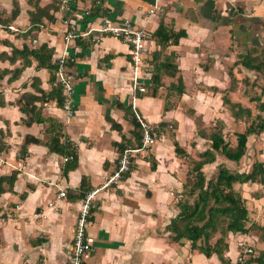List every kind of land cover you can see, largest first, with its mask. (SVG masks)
Wrapping results in <instances>:
<instances>
[{
    "label": "crops",
    "instance_id": "1",
    "mask_svg": "<svg viewBox=\"0 0 264 264\" xmlns=\"http://www.w3.org/2000/svg\"><path fill=\"white\" fill-rule=\"evenodd\" d=\"M236 1L103 0L96 5L85 0L62 9L56 0H0V13L9 16L15 2L20 10L8 27L0 23V71L8 72L0 80V94L3 95L0 101L4 102L0 106V146H3L0 152L6 162L5 167L1 166L3 169L0 167V176L19 171L13 192L0 196V264L68 263L81 207V200L72 197L77 195L83 178L87 179L91 190L101 188L118 164L119 152L114 144L120 143L123 136L134 142L133 124L124 110L117 107L118 102L132 106L134 113L148 123H175L176 138L193 159H198V154L209 148V141L198 135L195 119L186 113L187 110H193L201 118L204 128L221 120L225 134L245 129V123L235 121L222 100L223 92L230 87L226 68L231 56L236 58L230 42L238 38L240 43H249L244 41L245 32H241L240 37L230 34V12ZM89 6L96 10L90 21L95 27L105 18L114 25L130 20L153 34L163 18L174 30H185L187 38L167 50L178 55L185 94L170 96L169 109L164 111L166 94L141 96L134 91L127 44L113 36H104L97 45L86 39L77 41L69 49L74 60L72 69L77 76L72 116L68 117L54 100L34 103L42 109V117L62 124L65 138L77 148L78 167L65 178L62 172L64 157L50 152L47 146L49 135L45 130L48 124H25L26 115L21 110L27 102V94L39 95V89L50 91V74L47 69L38 68L37 61L30 58L32 65L14 78V72L22 67V60L10 63L5 55L11 56L13 47L31 49L47 44L56 62L64 51V22L71 20L84 29L80 17ZM152 10L154 15H150ZM216 14L220 15V21ZM32 20L37 22V28L29 32L34 26ZM246 27H250L247 33L253 31L251 26ZM149 49L152 56L157 49L153 40L149 42ZM204 58L207 61L203 64ZM193 75L197 82L190 81ZM173 82L174 77L164 76V89ZM239 84L242 85L238 82L237 86ZM210 87L219 91L212 92ZM238 102L245 104L239 99ZM258 114L264 118V111ZM112 121L122 130H114ZM27 136L40 140V144H30L26 158L18 161ZM232 143H236L235 136ZM149 155L157 162L155 171L144 159L146 156L138 155L135 169L126 181L98 192V208L88 227L94 245L84 264H222L216 255L207 258L197 251L189 255L182 252L180 245L171 243L169 234L160 229L178 213L179 194L191 167L186 158L176 155L168 133L157 138ZM256 160L264 163V132L249 138L246 155L240 162L217 155V163L206 165L204 172L207 167L215 166L216 170L217 166L224 165L233 172L248 173ZM234 188L244 190L241 195L251 206L250 222L264 226V185L249 182L236 184ZM61 191L67 194L64 198L59 197ZM24 192L28 195L21 200ZM242 240H252L250 244L263 243L253 235L230 234L226 257L231 262L236 260L237 243Z\"/></svg>",
    "mask_w": 264,
    "mask_h": 264
},
{
    "label": "trees",
    "instance_id": "2",
    "mask_svg": "<svg viewBox=\"0 0 264 264\" xmlns=\"http://www.w3.org/2000/svg\"><path fill=\"white\" fill-rule=\"evenodd\" d=\"M61 7V4L56 0ZM92 3L95 0H89ZM103 2V0H99ZM239 13H243L244 9L239 7ZM19 6L15 2L14 8L9 16L0 13V23L8 27L9 24L19 14ZM96 13V10H92ZM217 21L221 20L220 15L216 14ZM33 22L29 30L32 31L37 28ZM264 26V19H263ZM250 27L244 24L240 27V32H247ZM187 38L185 30H174L169 27L166 22L161 19L158 28L152 34V40L157 46V49L152 53L151 66H152V81L146 85L147 92L145 94L138 92L141 96L151 95L152 97L158 96L163 87L166 94V104L164 111L169 109L167 100L170 96L182 97L185 94V84L182 75H180L179 65L177 63L178 55L175 52H167L170 46H178L180 41ZM237 40V39H236ZM2 41H0L1 43ZM244 51L239 52L238 60L235 61L233 66L235 68L242 67L248 73L255 75H262L264 78V45L253 46L248 43H240ZM10 63L15 62L17 59L22 60L21 69L14 72L13 77L16 78L18 74L25 68L32 65L30 58H33L38 63V68H45L48 70L50 77L49 82L51 89L44 92L39 89V95L27 94V102L21 107L22 113L26 115L24 123L32 125L33 123L44 124L47 123L48 127L45 132L49 135L47 146L49 151L58 155L68 158L64 162L62 168L63 176L68 177L71 171L78 167V151L76 146L68 139L65 138L62 124L50 117H42V109L36 106L37 102H48L50 100L56 101L58 107L63 108V93L62 87L58 83L57 70L58 64L53 62V51L47 46L42 44L36 48H29L24 46L22 49L12 48L11 56L5 55ZM74 62L68 60V67L72 68ZM206 69V67H204ZM7 71H0V80H2ZM171 76L175 78V82L164 89L163 77ZM231 78L230 87L223 93V103L227 105L236 121H244L245 129L242 132L234 133L236 143L227 139V134L224 133L225 125L221 120H217L210 132L207 133L202 130L203 122L201 118L195 119L196 125L199 130V135L209 141V148L204 152L198 154V159H191V156L180 146L176 138V124L160 122L157 124L156 138L160 137L162 133H168L174 144V150L178 157L191 159L192 166L187 175V181L183 185L180 192V198L177 202L178 213L169 223L163 228L165 233H168V239L171 243L179 244L182 252L191 254L197 251L207 258L216 255L222 264H231V261L226 257L229 251V235H253L258 237L264 243V226L256 223H251L249 218V211L246 207V202L238 191L234 188L236 184L245 183H259L264 185V163L256 160L248 173H237L229 170L224 165L217 166L216 173L210 179L206 177L204 167L206 165L214 164L217 160V155H221L232 162H240L246 155L247 143L250 137L259 136L264 132V118L261 114H253L249 107H244L240 102L233 101L227 94L232 92L237 85V79L234 76L233 70H229ZM13 79V78H12ZM11 80V79H10ZM39 81L38 79H35ZM34 80V81H35ZM213 92H218V88L210 87ZM264 85L262 86V95L264 94ZM261 95V96H262ZM3 95L0 94V100ZM250 102L257 103L256 108L258 112L264 111V101L260 97L250 98ZM4 102L0 101V106ZM117 107L124 110L126 117L130 118L133 124L132 135L134 142L127 140L124 136L120 143H115V147L119 152V157L128 148H137L141 146L142 129L141 125L136 118V114L132 106H124L118 102ZM190 115L194 116L195 112L190 111ZM112 128L121 131L122 127L112 121ZM30 144H40V140L27 136L24 144L20 148V154L17 160H23L28 154V146ZM3 149V146H0ZM72 158V159H71ZM149 155L146 159L151 164V170L155 171L157 164L155 159ZM119 159V158H118ZM135 162L131 165L130 171L123 175L122 181H126L133 170L135 169ZM19 171L13 170L9 175L0 176V196L7 192H13L15 182L17 180ZM191 178V179H190ZM32 190V189H31ZM91 191V186L87 184V179L83 178L78 188L77 195L72 198L75 200H82L88 192ZM28 192L20 195L21 200H25ZM67 195V194H66ZM97 211L92 209L93 214ZM256 260L260 264H264V249L259 251Z\"/></svg>",
    "mask_w": 264,
    "mask_h": 264
},
{
    "label": "built area",
    "instance_id": "3",
    "mask_svg": "<svg viewBox=\"0 0 264 264\" xmlns=\"http://www.w3.org/2000/svg\"><path fill=\"white\" fill-rule=\"evenodd\" d=\"M61 8H66L78 1L85 0H58ZM89 1V0H87ZM96 5H100L101 1L95 0ZM155 11H150V15H154ZM84 22L85 28L79 27V23H74L71 20L64 22L66 29L64 32L63 42L64 51L56 60L58 64L57 79L62 87L63 93V110L68 117L73 114V101L75 92V82L77 79L76 73L72 68L68 67L67 61L74 62L69 54V49L79 40H89L92 44L97 45L102 41L104 36H113L120 39L129 47L131 57V80L134 91L145 94L147 92L146 85L152 81V66H151V51L149 42L152 41V34L143 27H138L130 20H125L122 25H114L103 20L98 27L90 24L93 20L92 6L85 9L80 17ZM163 89V87H161ZM136 118L141 125L142 140L141 146L137 148H128L118 159V164L113 174L106 180L104 185L95 190H91L81 200V207L77 217L76 228L71 245V253L67 264H84L85 258L92 251L94 245V237L88 232L89 224L91 223L92 209L97 208V194L100 190L111 186H118L122 181L124 174L130 171L131 165L136 161L138 155L148 156L153 146L157 142L156 130L158 126L145 121L139 114ZM72 159V158H71ZM68 158H64L66 162ZM6 162L0 152V167ZM66 192L61 191L59 197H65ZM53 207V204L49 205ZM237 257L231 264H260L256 260L258 251L256 247L245 240L237 243Z\"/></svg>",
    "mask_w": 264,
    "mask_h": 264
},
{
    "label": "rangeland",
    "instance_id": "4",
    "mask_svg": "<svg viewBox=\"0 0 264 264\" xmlns=\"http://www.w3.org/2000/svg\"><path fill=\"white\" fill-rule=\"evenodd\" d=\"M239 7L244 9L243 13H239L238 12L237 9ZM250 9H252L251 15L248 14V11ZM231 11H232V12H230L231 13V16H230L231 20H230V23L228 22L232 26V31H230V34H234L235 37H238V36L240 37V34L242 35V33L240 32L241 25L244 24L246 26H251L253 31L249 30L248 33L247 32L244 33V41H249V43H254L255 46H263L264 45V26H263L262 18L264 17V0H238V1L234 2V7H232ZM257 13H261V14L258 15ZM260 16H262V17H260ZM230 34H229V37H231ZM233 40H234L233 43L230 42V47L232 46L233 51H235L236 58H233V56H231V59L229 60L230 64H228V66L226 68L227 70L226 69L225 70L227 72V75H229V70L232 69L235 77L237 78V84H238V82H241L242 85H240V84H239V86L236 85V88L232 91L233 94H231V92H229L227 94L235 102H238V99H239V100H242V101L245 102V104L242 103L243 105H246V106L247 105H251L250 109L255 111L254 114H258L259 112L257 111V108H256L257 103L250 102V98H252V97H260L264 101V94L262 95V86L264 85V78H263L262 75H258V74L255 75V74L248 73V71L243 69L242 67L235 68L233 66V64L235 62L234 63H232V62L234 60H238V53L237 52L244 51L243 47L239 44V39L238 38H234ZM206 61H207L206 58L202 59V63L203 64L206 63ZM200 67H201V65H200ZM218 76H220V75H218ZM195 77H196L195 75H193L191 77L190 81L192 83H194V81H196V82L198 81V79L195 80ZM228 80H229V84H230V82H231L230 76H229ZM192 83H191V86L193 87ZM195 85H196V83H195ZM200 90H205V89L204 88H200ZM162 91H160L159 94L160 95L162 94V96H164L165 92L164 91L162 92ZM190 111H192V110L191 109L187 110L186 113L188 115H190ZM192 117L194 119L197 118L196 115H194ZM241 122H242V124L246 123V122H244L242 120H241ZM212 127H213V124H212L211 127L209 126V127H206V128H204V126H202L201 129L205 130L207 133H209ZM199 130H200V128H198V126H197L198 135H199ZM234 130H230L227 133V139L230 140V141H232L234 133H238V132H233ZM182 136L184 137L185 135H182ZM221 157L222 156L220 155V158ZM147 159H149V160L151 159L150 155H149V158H147ZM191 159H193V158L191 157ZM191 159H187V158L185 159L187 164L190 167L192 166ZM154 161L157 164L156 160H154ZM3 166L5 167V164ZM214 167L213 168H209V167L206 168L205 174H206L207 178L210 179L211 177L214 176V173H216V170L214 169ZM150 168H151V164H150ZM189 169H191V168H189ZM186 181H187V179H186ZM236 191H238V190H236ZM238 192L241 195V192L244 193V190L242 188H240ZM244 201L246 202L245 199H244ZM247 204L248 203H246V207H247V209L249 211V208L251 209V206L247 205ZM97 208H98V204H97ZM251 211L252 210H250V213H251ZM251 219H253V218H251ZM260 223H262V222H260ZM160 229H162V231L165 232L163 230V228L160 227ZM162 231H160V234L163 233ZM247 242L248 243L249 242L252 243V240H247ZM262 244H260L259 242L256 241V243L253 242L252 245H254L256 247L257 251L259 252L260 250L262 251L264 249V243H262Z\"/></svg>",
    "mask_w": 264,
    "mask_h": 264
}]
</instances>
